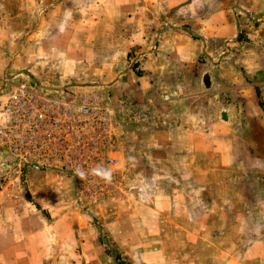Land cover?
I'll return each mask as SVG.
<instances>
[{
	"label": "crops",
	"instance_id": "obj_1",
	"mask_svg": "<svg viewBox=\"0 0 264 264\" xmlns=\"http://www.w3.org/2000/svg\"><path fill=\"white\" fill-rule=\"evenodd\" d=\"M152 1L163 10H174L175 15L165 17L160 24L163 29H157L153 36L147 31L154 20L145 21ZM32 4H17L15 16L33 13L39 1ZM5 12L0 6V74L8 70L5 62L14 54L5 47L26 30L24 24L10 26L13 19ZM97 12L110 16L106 24L113 36L105 37L111 42L109 46L125 47V56L130 49L139 51L137 60L130 55L126 62H120L112 86L131 100L154 103L151 114L155 121L148 123L149 135L144 142L149 181L145 185L165 192L168 209L191 208L185 216L195 226L191 228L193 246L207 239L214 246L212 258L222 259V264H264V186L253 200L241 196L239 191L248 187L237 183L231 152L235 149H223L226 135L234 137L227 134L229 128L264 123L248 119L246 100L238 97L253 94L257 100L253 101L254 110L264 112L259 104V100L264 104V0H108L107 5L97 6ZM98 31L102 27L96 33L103 38ZM205 75L208 85L200 88L198 81ZM233 95L236 106L231 102ZM255 140L264 143L260 135ZM240 141L246 145L248 136L240 135ZM226 149L230 150L227 154ZM184 191L191 192V200L184 197ZM200 191L207 192L209 202L199 199ZM203 204L206 209L201 212ZM253 208L255 213L250 215ZM201 223L208 225L206 238L199 232Z\"/></svg>",
	"mask_w": 264,
	"mask_h": 264
},
{
	"label": "rangeland",
	"instance_id": "obj_2",
	"mask_svg": "<svg viewBox=\"0 0 264 264\" xmlns=\"http://www.w3.org/2000/svg\"><path fill=\"white\" fill-rule=\"evenodd\" d=\"M38 1L33 13L15 16L17 4L32 6L35 0H0L7 17L13 19L10 26L19 23L26 29L24 35L11 38V43L5 47V51H14V54L5 62L8 70L0 74V86L3 76L15 72L18 78L26 79L29 75L45 86L99 85L100 89H93L111 97L122 94L112 86L118 67L123 59L126 62V56H139V51L130 49L125 56V47L109 46L108 39L113 34L108 31L106 20L110 16L97 12V6L107 5L108 0ZM150 10L145 21L148 24L154 20L149 25L152 29L147 31L152 36L157 29H163L160 24L165 17L175 18L174 10H163L156 1H152ZM100 27L102 31L98 34L103 33V38L96 33ZM16 29L14 31H20ZM33 33L34 37L26 40ZM153 43L152 50L155 49ZM207 80L208 75H205L199 79L198 86L205 88ZM190 82L197 86L194 79ZM238 97L246 100L248 119L264 120V112L254 110L253 101L257 100L253 94L242 93ZM231 98L236 106V97ZM234 119L238 120V116ZM147 125L120 124L122 165L132 164V172L125 189L109 193L96 203L85 198L84 193L75 188L74 180L63 173L29 171L21 187L15 189H7L8 185L0 179V264H117L113 259L115 254L127 264H222V259L212 258L214 246L207 239L193 246L191 228L195 226L192 227L191 218L185 216L190 214L191 208L183 205L179 210L174 206L168 209L165 192L145 185L149 182L144 166ZM228 131L227 134L234 137L226 135L223 149L234 147L231 152L235 156L237 183L248 187L239 192L253 200L256 195L259 197L264 186V143L255 140V136L260 135L264 141V123L260 127L233 126ZM240 135H245L246 139L248 136L247 149L244 141L239 142ZM227 151L230 150L226 149L225 154ZM183 194L191 200V192ZM199 199L207 203L210 197L200 191ZM205 209L204 204L200 205L201 212ZM249 213L253 215L255 208ZM207 230L208 225L201 223L202 237Z\"/></svg>",
	"mask_w": 264,
	"mask_h": 264
},
{
	"label": "built area",
	"instance_id": "obj_3",
	"mask_svg": "<svg viewBox=\"0 0 264 264\" xmlns=\"http://www.w3.org/2000/svg\"><path fill=\"white\" fill-rule=\"evenodd\" d=\"M78 88L3 76L0 179L7 189L20 188L29 171L63 173L93 203L125 189L133 165H122L119 126L154 123V103Z\"/></svg>",
	"mask_w": 264,
	"mask_h": 264
},
{
	"label": "trees",
	"instance_id": "obj_4",
	"mask_svg": "<svg viewBox=\"0 0 264 264\" xmlns=\"http://www.w3.org/2000/svg\"><path fill=\"white\" fill-rule=\"evenodd\" d=\"M135 63H136V62H135ZM135 63H134V64H135ZM257 95L259 96L258 91H257ZM259 104H260L261 107L264 109V104L262 103L261 100H259ZM113 259H114V261L117 262V264H127V263L123 262L122 260H120V256H119L118 254H115V255L113 256Z\"/></svg>",
	"mask_w": 264,
	"mask_h": 264
}]
</instances>
